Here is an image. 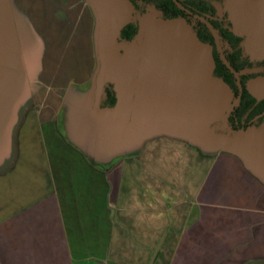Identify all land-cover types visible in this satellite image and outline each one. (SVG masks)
Returning <instances> with one entry per match:
<instances>
[{
  "label": "crops",
  "instance_id": "obj_1",
  "mask_svg": "<svg viewBox=\"0 0 264 264\" xmlns=\"http://www.w3.org/2000/svg\"><path fill=\"white\" fill-rule=\"evenodd\" d=\"M224 11L264 60V0ZM94 20L85 0H0V264H264V126L227 131L211 47L144 15L127 87L96 72ZM246 88L264 99V77Z\"/></svg>",
  "mask_w": 264,
  "mask_h": 264
},
{
  "label": "trees",
  "instance_id": "obj_2",
  "mask_svg": "<svg viewBox=\"0 0 264 264\" xmlns=\"http://www.w3.org/2000/svg\"><path fill=\"white\" fill-rule=\"evenodd\" d=\"M132 7L131 21L120 31V40L131 41L138 32L139 18L151 15L162 20L183 19L197 39L212 49L213 76L225 83L232 92L233 100L239 97L226 114L225 125L230 134L243 133L262 124L264 126V99L257 101L246 88L254 78L264 77V60H251L244 52L242 38L232 32L224 11L225 0H128ZM200 17L204 20L201 21ZM207 24L210 26L208 27ZM216 33L222 55L215 45L211 29ZM237 74L238 78L235 77ZM109 101L113 98L112 86L106 87Z\"/></svg>",
  "mask_w": 264,
  "mask_h": 264
},
{
  "label": "rangeland",
  "instance_id": "obj_3",
  "mask_svg": "<svg viewBox=\"0 0 264 264\" xmlns=\"http://www.w3.org/2000/svg\"><path fill=\"white\" fill-rule=\"evenodd\" d=\"M94 11L93 42L96 59V72H104L107 66L117 80L130 87L137 72L136 63L139 48L136 44L119 41L117 26L128 19L126 5L128 0H85ZM127 3V4H126ZM130 5V4H129ZM130 10L131 5H130ZM106 63V64H105ZM100 79L94 75L90 81L96 86ZM159 139H146L150 145ZM209 139H196V150L200 149L203 142ZM229 142V140H227ZM196 151V153H197ZM198 163H196V166Z\"/></svg>",
  "mask_w": 264,
  "mask_h": 264
},
{
  "label": "water",
  "instance_id": "obj_4",
  "mask_svg": "<svg viewBox=\"0 0 264 264\" xmlns=\"http://www.w3.org/2000/svg\"><path fill=\"white\" fill-rule=\"evenodd\" d=\"M173 1L176 3V5H177L179 8L184 9V8H183L181 5H179L175 0H173ZM196 17H197V16H196ZM197 18H199L201 21L204 22V20H203L202 18H200V17H197ZM207 26L210 27L208 24H207ZM210 29H211V28H210ZM211 32H212V34H213V37H214V40H215V45H216L217 50H218V52H219V54H220V57H221V59L224 61V63L227 65V63H226V61H225V59H224V57H223V55H222L221 47H220V44H219V42H218L217 35H216V33H215L212 29H211ZM235 77L238 78L237 74H235ZM238 102H239V97H237L235 100H233V102H232V104H231L229 110H230L235 104H237ZM229 110H228V111H229ZM227 113H228V112H227ZM226 140H230V139H226Z\"/></svg>",
  "mask_w": 264,
  "mask_h": 264
}]
</instances>
